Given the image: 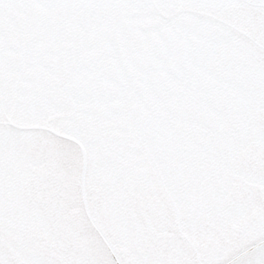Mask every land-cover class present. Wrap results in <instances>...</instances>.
I'll return each instance as SVG.
<instances>
[{
    "label": "snow or ice",
    "instance_id": "obj_1",
    "mask_svg": "<svg viewBox=\"0 0 264 264\" xmlns=\"http://www.w3.org/2000/svg\"><path fill=\"white\" fill-rule=\"evenodd\" d=\"M0 264H264V0H0Z\"/></svg>",
    "mask_w": 264,
    "mask_h": 264
}]
</instances>
